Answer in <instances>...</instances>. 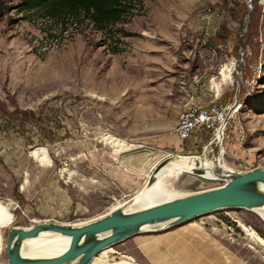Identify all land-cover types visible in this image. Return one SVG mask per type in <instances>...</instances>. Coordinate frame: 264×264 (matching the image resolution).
<instances>
[{"label": "rangeland", "instance_id": "rangeland-1", "mask_svg": "<svg viewBox=\"0 0 264 264\" xmlns=\"http://www.w3.org/2000/svg\"><path fill=\"white\" fill-rule=\"evenodd\" d=\"M4 2L0 202L16 217L2 229L0 264H9L13 225L97 219L116 199L142 190L146 173L169 154L200 155L237 172L264 168V0H141L111 33L89 22L62 32L42 13L21 11L20 0ZM217 98L236 107L224 142H211L203 130L179 140L182 111ZM110 136L132 148L118 151ZM37 148L50 161L31 156ZM224 182L182 173L167 190L175 198ZM246 228L264 239V222L252 210L225 208L152 225L113 246L111 258L264 264V244Z\"/></svg>", "mask_w": 264, "mask_h": 264}, {"label": "water", "instance_id": "water-1", "mask_svg": "<svg viewBox=\"0 0 264 264\" xmlns=\"http://www.w3.org/2000/svg\"><path fill=\"white\" fill-rule=\"evenodd\" d=\"M261 206H264V168L256 167L232 173L224 184L217 187L133 211L114 209L82 224L45 221L30 227L13 225L5 248L9 264H89L104 248L138 234L145 226H165L168 223L170 227L225 208L252 209ZM43 231L70 236L68 247L51 257L24 256L23 242Z\"/></svg>", "mask_w": 264, "mask_h": 264}, {"label": "bare ground", "instance_id": "bare-ground-1", "mask_svg": "<svg viewBox=\"0 0 264 264\" xmlns=\"http://www.w3.org/2000/svg\"><path fill=\"white\" fill-rule=\"evenodd\" d=\"M224 77H230L232 72L231 66L224 68ZM222 133L220 134V140ZM119 146L118 151L131 149L132 146L126 145L113 137H108ZM215 142V141H213ZM219 142V141H218ZM131 147V148H130ZM168 155V154H167ZM31 156L43 161H50L49 154L45 148H37L31 152ZM165 162L160 168L159 165ZM44 163V162H43ZM182 173H189L197 175L201 178L210 180H223L226 181L232 173H239L235 171L226 162H214L208 160L200 155H171L169 154L163 161L153 165L145 175L147 180L146 186L139 190L133 197L129 199H116L113 207L114 209H121L122 211H133L152 206L162 201L173 199L171 193L167 190V183L172 181ZM144 177V176H143ZM180 197V196H179ZM177 198V197H175ZM264 222V206L255 207L250 209ZM109 211V212H110ZM107 212V213H109ZM15 212L9 208L8 205L0 202V254L4 249V238L2 229L11 225L15 220ZM87 221L78 222L75 224L86 223ZM32 226V225H31ZM169 227L167 223L165 227ZM30 227V226H29ZM152 226H145L142 228L144 231H151ZM251 240L255 243L264 244V239L260 235L249 228H246ZM70 236H65L61 233L43 231L37 237L27 239L23 242L22 253L29 258H45L57 255L64 251L69 243ZM115 245L104 248L98 256H95L89 264H136L133 260L127 257L115 260L111 258L112 247Z\"/></svg>", "mask_w": 264, "mask_h": 264}, {"label": "trees", "instance_id": "trees-1", "mask_svg": "<svg viewBox=\"0 0 264 264\" xmlns=\"http://www.w3.org/2000/svg\"><path fill=\"white\" fill-rule=\"evenodd\" d=\"M137 1L141 0H20L18 6L21 11L40 12L60 23L62 32L70 25L89 22L97 30L111 33L112 27L134 15V3ZM9 8L4 0H0V19ZM120 32L127 36L124 29H120ZM121 51L117 48L114 53Z\"/></svg>", "mask_w": 264, "mask_h": 264}, {"label": "built area", "instance_id": "built-area-1", "mask_svg": "<svg viewBox=\"0 0 264 264\" xmlns=\"http://www.w3.org/2000/svg\"><path fill=\"white\" fill-rule=\"evenodd\" d=\"M234 106L235 103L227 104L218 98L206 105L192 103L180 114L175 127V134L179 140L184 141L195 132L203 130L214 135L211 142L215 141L222 144L228 122L236 112ZM221 133L222 138L220 140Z\"/></svg>", "mask_w": 264, "mask_h": 264}]
</instances>
